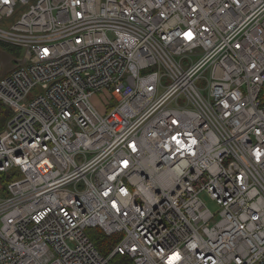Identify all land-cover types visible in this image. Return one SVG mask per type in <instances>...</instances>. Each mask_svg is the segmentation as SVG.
Here are the masks:
<instances>
[{
  "label": "built area",
  "instance_id": "built-area-1",
  "mask_svg": "<svg viewBox=\"0 0 264 264\" xmlns=\"http://www.w3.org/2000/svg\"><path fill=\"white\" fill-rule=\"evenodd\" d=\"M0 43V264H264V0H0Z\"/></svg>",
  "mask_w": 264,
  "mask_h": 264
},
{
  "label": "trees",
  "instance_id": "trees-1",
  "mask_svg": "<svg viewBox=\"0 0 264 264\" xmlns=\"http://www.w3.org/2000/svg\"><path fill=\"white\" fill-rule=\"evenodd\" d=\"M1 45H2V48H4L7 52L13 53L15 56L20 55L19 48L14 47L7 43H1ZM8 114H9L8 108L0 102V129L3 127V124L8 117ZM8 179L9 178L7 177L6 174L3 176H0V182L2 184ZM89 237L95 242V245L98 248V250L101 251L105 255L110 253L113 244L117 241V236H113V237L106 236L102 232H101V236H99L98 238L91 236V235H89ZM110 261H111V264H133L131 259H129L128 257L119 256V255H114Z\"/></svg>",
  "mask_w": 264,
  "mask_h": 264
},
{
  "label": "rangeland",
  "instance_id": "rangeland-1",
  "mask_svg": "<svg viewBox=\"0 0 264 264\" xmlns=\"http://www.w3.org/2000/svg\"><path fill=\"white\" fill-rule=\"evenodd\" d=\"M19 56H15L13 53L7 52L0 43V76L9 71L13 68L17 62V58ZM203 201L205 202L206 206L212 211L216 212L219 206L215 203L214 200H211L207 196L202 197ZM88 234L98 238L101 236V230L97 227L89 228L87 230Z\"/></svg>",
  "mask_w": 264,
  "mask_h": 264
}]
</instances>
